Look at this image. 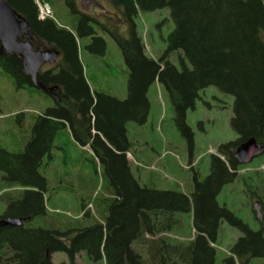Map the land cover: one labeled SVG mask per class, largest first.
I'll list each match as a JSON object with an SVG mask.
<instances>
[{"label":"trees","instance_id":"1","mask_svg":"<svg viewBox=\"0 0 264 264\" xmlns=\"http://www.w3.org/2000/svg\"><path fill=\"white\" fill-rule=\"evenodd\" d=\"M5 1L28 22L36 44L58 52L53 66L37 79L46 87H58L60 101L52 98V107L35 118L31 131L36 137L23 152L0 147V200L6 205L0 219L23 220L20 227H0V264H52L54 253L66 254L70 264L80 253L103 264H215L213 244L220 223L226 221L242 231L245 226L215 201L243 167L233 153L254 138L264 157V0H108L121 10L127 37L116 26L79 11L76 0H42L52 9L53 20L38 19L34 0ZM164 8L174 28L163 55L153 59L145 54L134 18L139 12ZM61 14L69 15V26H60L56 16ZM92 24L109 33L121 52L129 76L128 97L123 101L91 92L85 80L77 39L87 37L90 43L85 48L92 54L105 51V41ZM174 52L181 70L164 60ZM0 70L16 89H33L17 55H0ZM155 81L167 91L180 129L200 91L212 86L233 98L230 127L237 138L218 146L219 157L211 156L208 176L203 181L194 176L189 194L140 184L126 158L132 147L126 123L145 122L146 93ZM141 108L145 110L138 119ZM61 130H68L79 147L89 146L93 167L100 168L103 191L93 206L97 217L85 211L89 204L83 202L81 216L86 221L51 220L35 228L33 221L46 215L47 180L40 173L39 159ZM211 182L216 183L214 191ZM257 198L264 210V194ZM185 213H191L192 236L180 241L173 235L179 236ZM263 223L257 231L247 232L256 236L257 247L239 250L246 237L240 238L225 264H236L233 256L248 264L251 256L264 254L258 252L264 247ZM244 255L248 257L243 261Z\"/></svg>","mask_w":264,"mask_h":264},{"label":"rangeland","instance_id":"2","mask_svg":"<svg viewBox=\"0 0 264 264\" xmlns=\"http://www.w3.org/2000/svg\"><path fill=\"white\" fill-rule=\"evenodd\" d=\"M76 2L79 11L89 13L101 24L107 22L106 25L110 23L116 26L120 34L128 36L127 25L118 11L120 9L117 10L108 0ZM64 9L69 12L67 8ZM68 16H56L60 26L70 25ZM134 23L145 54L153 59L161 57L166 49V39L174 28L168 9L139 12ZM92 26L97 35L104 39L105 51L103 54H92L85 48L90 40L87 37L77 39L85 80L91 92H102L123 101L128 97L129 76L121 52L109 33L102 31L96 24ZM95 48L98 50L100 47L96 45ZM164 60L178 70L182 69L177 53L167 54ZM146 98L148 106L145 122L126 123L127 138L132 144L129 155H126L131 172L140 184L148 185L149 188L189 194L194 186V176L198 181H203L208 176L211 156H219L218 146L237 138L230 127L233 98L212 86L200 91L193 107L185 112L183 129L177 125L176 114L162 84L157 81L151 84ZM52 104V98L43 91L28 87L16 89L12 79L0 70V147L10 152H23L31 136L35 118L52 107ZM144 110L145 108H141L138 119L142 118ZM16 115L21 117L17 118ZM92 160L95 159L91 153L76 145L68 130H61L57 134L51 156L43 160L40 169L41 175L47 180L44 193L46 215L36 218L33 227L47 226V222L51 220L86 221L81 216L83 202L90 205L88 211L97 217L93 206L96 196L102 194L103 184L100 168L97 165L94 169ZM214 183L211 182L212 191L216 188ZM262 183L264 157L260 156L240 168L237 179L224 185L216 197L217 204L225 206L245 226L242 231L226 221L220 223L214 243L215 264H225L224 260L231 256V249L240 238L246 237L239 244V250L257 247L258 239L256 236H249L247 232L257 231L260 227L252 209L255 202L260 204L257 197L264 194ZM5 209L6 205L0 200V217ZM259 209L264 221V210L260 205ZM180 226L179 236L188 238L192 234L191 213L183 214ZM258 252L263 254L264 247ZM244 256L243 261L248 257ZM233 259L236 264H240L236 256ZM51 262L70 264L64 253H54ZM74 262L103 264L102 261H90L83 253L75 256ZM247 263L264 264V254L251 256Z\"/></svg>","mask_w":264,"mask_h":264},{"label":"water","instance_id":"3","mask_svg":"<svg viewBox=\"0 0 264 264\" xmlns=\"http://www.w3.org/2000/svg\"><path fill=\"white\" fill-rule=\"evenodd\" d=\"M33 33L28 22L19 16L5 0H0V55L9 57L17 55L21 61L22 71L28 76L35 89L46 94L53 93L56 102L58 87H46L38 81L37 75L45 65H53L58 57V52L49 49H37L33 46ZM263 155V147L250 138L241 143L233 153V158L239 165H247L253 159ZM259 202L253 204L256 219L262 221V213L259 209ZM23 220L2 218L0 227H20Z\"/></svg>","mask_w":264,"mask_h":264},{"label":"flooded vegetation","instance_id":"4","mask_svg":"<svg viewBox=\"0 0 264 264\" xmlns=\"http://www.w3.org/2000/svg\"><path fill=\"white\" fill-rule=\"evenodd\" d=\"M118 20H119V19H118ZM120 20H121V19H120ZM32 43H33V46H34L35 48H37V49H46L45 47L36 44L35 41H33ZM20 62H21V61H20ZM52 66H53V65H51V66H49V65H45V66H43L42 69H41V71L39 72V75H40L41 73L45 72L47 69H49V68L52 67ZM37 76H38V75H37ZM27 77H28V76H27ZM29 79H30V78H29ZM30 83H31V85H32L31 80H30ZM32 87H33V85H32ZM47 87H54V86H47ZM33 88H34V87H33ZM36 90H37V89H36ZM40 91H41V90H40ZM47 95L50 96L51 98H54V94H53V93H50V94H47ZM35 137H36V134H33L32 131H31V136H30L29 140H28L26 143L32 141L33 139H35ZM53 144H54V142H53ZM52 148H53V145L50 146L49 152H47V153L44 152V153H43V156H41L39 160L43 161L46 157L50 158V156H51V152H52ZM49 155H50V156H49ZM28 190H29V189H28ZM34 190L37 191L36 189H34Z\"/></svg>","mask_w":264,"mask_h":264},{"label":"built area","instance_id":"5","mask_svg":"<svg viewBox=\"0 0 264 264\" xmlns=\"http://www.w3.org/2000/svg\"><path fill=\"white\" fill-rule=\"evenodd\" d=\"M34 2L38 8L39 20L53 19L52 12L47 4H44L40 0H34ZM85 149L88 150V146Z\"/></svg>","mask_w":264,"mask_h":264},{"label":"crops","instance_id":"6","mask_svg":"<svg viewBox=\"0 0 264 264\" xmlns=\"http://www.w3.org/2000/svg\"><path fill=\"white\" fill-rule=\"evenodd\" d=\"M118 11H121V10H118ZM88 14H89V13H88ZM120 14H121V12H120ZM89 15H90V14H89ZM128 155H129V154H128ZM178 235H179V233H178ZM190 236H192V234H191ZM190 236H189V237H190ZM173 237H175V238H177V239H179V240H180V239H181V240H184V239L187 238V237H185V236H184V237L176 236L175 234L173 235Z\"/></svg>","mask_w":264,"mask_h":264}]
</instances>
